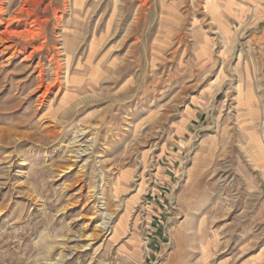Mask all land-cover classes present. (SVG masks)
I'll return each mask as SVG.
<instances>
[{
  "label": "rangeland",
  "instance_id": "obj_1",
  "mask_svg": "<svg viewBox=\"0 0 264 264\" xmlns=\"http://www.w3.org/2000/svg\"><path fill=\"white\" fill-rule=\"evenodd\" d=\"M66 1L0 44V264H264V0Z\"/></svg>",
  "mask_w": 264,
  "mask_h": 264
},
{
  "label": "bare ground",
  "instance_id": "obj_2",
  "mask_svg": "<svg viewBox=\"0 0 264 264\" xmlns=\"http://www.w3.org/2000/svg\"><path fill=\"white\" fill-rule=\"evenodd\" d=\"M214 1L215 0H207V4L212 5L213 3H215ZM6 2H7L6 0H0V26L6 25V27L4 26L5 27L4 30L0 33V44H2V46L4 47L3 51L1 52L13 50L15 52H18L19 54H23L24 52L26 53L28 49V46H27L28 43L34 44L31 46L32 48V51H30L31 53L26 54V55H29L28 56L29 58L32 56L33 53L44 50L48 44L46 42V37L44 38V40L42 39L43 41L41 43L38 42L40 43L38 46L36 45L37 41L35 39H37L43 34V30L44 28H46L43 26V23L45 20H43L39 14H36L37 11H35L34 8H32L33 7L32 5L35 6L38 3H43V0H22L18 8H16V10H14L11 14L7 12V10L10 9V7L6 9ZM13 5H15V1L10 3V6L13 7ZM214 8L215 7H213V9ZM55 17L57 18L58 21L62 19L61 16H59V14L57 15L56 11H55ZM14 39H17V41H15ZM55 49L58 51V55L61 56L60 51H59L60 49L58 47H55ZM49 57H50L49 63L53 67L56 66L55 68H53L56 70L55 80H54L55 85L57 83L60 84L61 80H60L59 74L62 69L61 62L59 60H56L55 57L53 56H49ZM38 69H39L38 77H37L38 85L40 88H43L44 86H46L44 84L45 83L47 84L45 80V77L47 76L45 75L44 66L42 64H39ZM52 89H53V86L51 85H48L46 87L44 95L42 96L41 100L39 99L40 102H43V99L50 92H52L51 91Z\"/></svg>",
  "mask_w": 264,
  "mask_h": 264
}]
</instances>
